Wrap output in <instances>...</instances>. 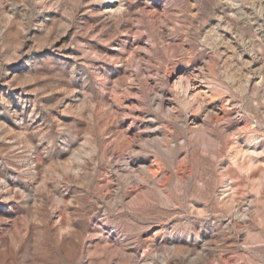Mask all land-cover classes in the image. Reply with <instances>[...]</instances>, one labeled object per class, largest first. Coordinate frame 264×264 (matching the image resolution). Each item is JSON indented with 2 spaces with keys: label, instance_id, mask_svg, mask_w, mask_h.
<instances>
[{
  "label": "rangeland",
  "instance_id": "obj_1",
  "mask_svg": "<svg viewBox=\"0 0 264 264\" xmlns=\"http://www.w3.org/2000/svg\"><path fill=\"white\" fill-rule=\"evenodd\" d=\"M0 264H264V0H0Z\"/></svg>",
  "mask_w": 264,
  "mask_h": 264
}]
</instances>
